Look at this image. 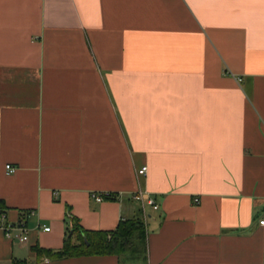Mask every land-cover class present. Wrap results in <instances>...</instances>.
I'll use <instances>...</instances> for the list:
<instances>
[{"label": "crops", "instance_id": "crops-1", "mask_svg": "<svg viewBox=\"0 0 264 264\" xmlns=\"http://www.w3.org/2000/svg\"><path fill=\"white\" fill-rule=\"evenodd\" d=\"M139 209L145 264H264V0H0V264Z\"/></svg>", "mask_w": 264, "mask_h": 264}, {"label": "trees", "instance_id": "trees-1", "mask_svg": "<svg viewBox=\"0 0 264 264\" xmlns=\"http://www.w3.org/2000/svg\"><path fill=\"white\" fill-rule=\"evenodd\" d=\"M115 195L104 196L105 200L115 199ZM69 228L61 249L52 250L38 245L32 246L31 251L36 260L42 258L57 260L61 258H75L81 256L123 255L139 254V243L145 241V227L141 209L137 210L131 218H122L117 226L109 231H94L82 228L79 221L70 213L66 215ZM15 264H26L24 261Z\"/></svg>", "mask_w": 264, "mask_h": 264}, {"label": "built area", "instance_id": "built-area-1", "mask_svg": "<svg viewBox=\"0 0 264 264\" xmlns=\"http://www.w3.org/2000/svg\"><path fill=\"white\" fill-rule=\"evenodd\" d=\"M5 169H6L7 173H13L16 170L15 167H12L11 165H5ZM145 172H146V167L144 166V167H141L137 171V174L138 175H144ZM107 195L108 194H106V195L93 194L92 197L96 201H102V200H104V196H107ZM132 198L135 201L139 202L141 204L142 208L144 206V203L151 205L153 207V209L157 208L155 201L152 198L145 196V194L142 193L141 191H136L135 193H133ZM259 223H260V225H264V220H260ZM0 229L3 231L4 236L6 238L16 239L20 242H26L27 241V236L25 234V230L20 224L15 226V225L2 223V224H0ZM44 230L48 231V228H44Z\"/></svg>", "mask_w": 264, "mask_h": 264}, {"label": "rangeland", "instance_id": "rangeland-1", "mask_svg": "<svg viewBox=\"0 0 264 264\" xmlns=\"http://www.w3.org/2000/svg\"><path fill=\"white\" fill-rule=\"evenodd\" d=\"M139 254L138 255H133V254H128V255H123L122 257H119L120 263L121 264H145L143 262V242L140 241L139 243Z\"/></svg>", "mask_w": 264, "mask_h": 264}]
</instances>
